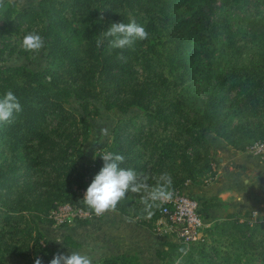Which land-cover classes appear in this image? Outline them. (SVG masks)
<instances>
[{
    "label": "trees",
    "instance_id": "16d2710c",
    "mask_svg": "<svg viewBox=\"0 0 264 264\" xmlns=\"http://www.w3.org/2000/svg\"><path fill=\"white\" fill-rule=\"evenodd\" d=\"M214 1L36 0L21 8L16 0L0 1V59L34 57L21 46L30 31L45 38L44 67L0 64V96L11 90L23 106L11 123H0V264H10L9 255L50 264L59 249L40 225L52 222L48 213L60 202L86 206L80 189L91 184L107 152L124 155L121 167L141 174L142 187L116 210L153 228L161 201L147 211L143 201L165 185V174L172 192L213 173L210 137L237 151L264 140V7L232 0L243 5L244 29L237 33L197 16ZM130 19L146 27L147 40L117 49L107 38L97 46L112 23ZM101 106L140 111L117 119L110 139L80 166ZM251 214L229 212L196 241L163 238L156 258L264 264V217ZM93 264L143 263L136 254L111 252Z\"/></svg>",
    "mask_w": 264,
    "mask_h": 264
},
{
    "label": "crops",
    "instance_id": "0c3cea01",
    "mask_svg": "<svg viewBox=\"0 0 264 264\" xmlns=\"http://www.w3.org/2000/svg\"><path fill=\"white\" fill-rule=\"evenodd\" d=\"M26 1L24 6L31 3ZM217 146L212 148L213 173L207 172L202 181L187 182L181 187L199 201L204 228L236 210H256V217H264V161L248 150H234L222 141ZM55 226L54 233L61 242L56 246L59 253L86 252L94 257L93 262L111 252H123L136 254L143 264H161L156 249L161 247L163 238L176 240L167 234H156L159 232L155 228L154 231L117 210Z\"/></svg>",
    "mask_w": 264,
    "mask_h": 264
},
{
    "label": "clouds",
    "instance_id": "9594fccd",
    "mask_svg": "<svg viewBox=\"0 0 264 264\" xmlns=\"http://www.w3.org/2000/svg\"><path fill=\"white\" fill-rule=\"evenodd\" d=\"M102 19L103 17H100V20ZM107 38H111V47L124 49L131 47L136 41L147 40L149 32L144 25L130 19L128 23H112L102 32V38L97 40V46L99 47ZM21 46L27 52L39 53L45 46V38L33 30L24 35ZM22 110L23 106L13 91L8 90L0 96V123H11L14 115H18ZM100 157L103 166L82 198L84 204L97 216L115 211L118 203L129 191L136 192L142 187L140 173L133 168L121 167L125 161L124 155L107 152ZM162 179L165 180V185L153 189L149 197L143 201L146 211L154 206L155 201L171 197L172 193L167 190L171 185V178L165 174ZM93 260L94 257L86 252L72 251L69 255L55 254L50 264H93Z\"/></svg>",
    "mask_w": 264,
    "mask_h": 264
},
{
    "label": "rangeland",
    "instance_id": "374dc122",
    "mask_svg": "<svg viewBox=\"0 0 264 264\" xmlns=\"http://www.w3.org/2000/svg\"><path fill=\"white\" fill-rule=\"evenodd\" d=\"M259 1L264 7V0ZM30 2L32 3L31 0ZM26 3V0H18L17 6L21 8ZM195 6L198 7L197 2ZM242 6L243 5H239L232 0H215L212 3L211 9H208L207 6L203 4L200 13H198L197 16L203 20H215L223 30H226V28L229 27L238 33L244 29V23L240 17V8ZM0 64H26L33 69H38L44 67L45 57L43 56L42 51L36 53L34 57L28 58L19 55L18 53H5L0 59ZM67 105L73 110L78 111V105L75 100L70 99ZM139 111L140 109L136 106L129 108L127 112H122L115 108L107 110L101 106L99 113L91 119L90 135L87 141L83 144L85 155L79 161V165L82 166L86 162H90L101 145L110 139V128L117 119ZM210 141L211 148H219V146H217L218 141L211 139V137ZM40 226L50 244L54 246L61 245V242L56 238V233H54V228L57 226L49 221L43 222ZM156 234L161 235L160 232ZM8 261L10 264H24V259L10 255L8 256Z\"/></svg>",
    "mask_w": 264,
    "mask_h": 264
},
{
    "label": "built area",
    "instance_id": "2783aa9c",
    "mask_svg": "<svg viewBox=\"0 0 264 264\" xmlns=\"http://www.w3.org/2000/svg\"><path fill=\"white\" fill-rule=\"evenodd\" d=\"M252 154L264 161V140L255 142L248 149ZM82 195L86 189H80ZM170 198L161 201V216L156 220L153 228L161 234L173 236L176 240L192 242L201 238L204 221L199 211V201L185 193L182 189L171 192ZM257 211L252 210V218H256ZM87 206L60 202L48 213V218L55 225L71 223L79 219L96 217Z\"/></svg>",
    "mask_w": 264,
    "mask_h": 264
}]
</instances>
